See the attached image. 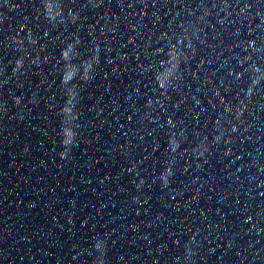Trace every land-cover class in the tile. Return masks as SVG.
Listing matches in <instances>:
<instances>
[{
  "label": "water",
  "instance_id": "obj_1",
  "mask_svg": "<svg viewBox=\"0 0 264 264\" xmlns=\"http://www.w3.org/2000/svg\"><path fill=\"white\" fill-rule=\"evenodd\" d=\"M0 264H264V0H0Z\"/></svg>",
  "mask_w": 264,
  "mask_h": 264
},
{
  "label": "clouds",
  "instance_id": "obj_2",
  "mask_svg": "<svg viewBox=\"0 0 264 264\" xmlns=\"http://www.w3.org/2000/svg\"><path fill=\"white\" fill-rule=\"evenodd\" d=\"M62 156H64V155L62 154Z\"/></svg>",
  "mask_w": 264,
  "mask_h": 264
}]
</instances>
